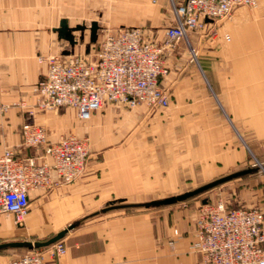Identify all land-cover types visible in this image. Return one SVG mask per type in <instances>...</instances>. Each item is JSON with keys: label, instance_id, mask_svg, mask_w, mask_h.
<instances>
[{"label": "crops", "instance_id": "1", "mask_svg": "<svg viewBox=\"0 0 264 264\" xmlns=\"http://www.w3.org/2000/svg\"><path fill=\"white\" fill-rule=\"evenodd\" d=\"M167 1L157 0L145 17L159 40L174 18ZM74 2L0 0V101L9 105L0 116V154L20 144L26 121L46 126L53 140L65 133L92 140L86 173L54 192H37L36 200L31 194V206L54 205L69 221L102 201L172 195L190 178L208 182L264 156V0L254 10L236 8L222 26L229 41L195 32L191 45L180 40L166 52L168 107L107 104L89 120L73 107L37 106L47 72L39 56L68 47L53 28L70 17ZM197 214L189 207L115 213L70 231L66 255L53 258L49 248L42 253L46 264H205L191 248ZM8 260L0 255V264Z\"/></svg>", "mask_w": 264, "mask_h": 264}, {"label": "built area", "instance_id": "2", "mask_svg": "<svg viewBox=\"0 0 264 264\" xmlns=\"http://www.w3.org/2000/svg\"><path fill=\"white\" fill-rule=\"evenodd\" d=\"M258 1L169 0L174 18L165 27L163 40L142 26H119L101 29L90 53L82 45L72 54L41 56L47 72L38 85L37 106L44 111L73 107L82 120L107 104L166 108L170 105L169 91L162 84L168 73L166 52L180 40L190 45L191 33L202 35L237 7ZM8 109L0 101V116ZM20 133V144L0 154V214L13 215L16 224L29 213L33 191L45 193L75 182L86 173L91 154L88 139L67 133L53 140L49 129L35 121L24 122ZM26 148L35 152L27 155ZM230 204L220 198L201 206L192 248L202 253L205 264H264V202L250 207ZM49 249L53 258L68 251L64 239ZM8 264H46V259L42 251L28 250Z\"/></svg>", "mask_w": 264, "mask_h": 264}, {"label": "rangeland", "instance_id": "3", "mask_svg": "<svg viewBox=\"0 0 264 264\" xmlns=\"http://www.w3.org/2000/svg\"><path fill=\"white\" fill-rule=\"evenodd\" d=\"M74 3H75V7L68 9L70 17L66 16L70 19L72 25H76L78 23H84V22L89 24L93 20H98L103 27L102 29L104 28L115 29L119 27L120 24L122 23H124L125 25H137V26L145 27L146 29H151L150 27L151 25L149 23H146L145 17L152 15L153 13L152 5L159 4L158 2H155L153 0H139V1L127 0V2L126 1L122 2V0H75ZM122 3L127 5L126 6L124 5L122 7L121 6ZM167 5L169 7V11H171V14H173L169 1H167ZM258 5H259V1L258 4L255 6L245 5V6H239L237 8L238 9L244 8L247 9L248 11L249 9L250 10L256 9ZM235 10L229 17L217 20L216 23L212 26V29L210 31L206 30L203 33L204 35L203 37L206 39L223 37L225 40L229 41L230 39L229 40L226 39L224 35L228 34L230 31L224 29L222 26L224 25L225 22L232 21ZM41 56L44 55H40L39 59ZM77 136L88 139L92 147V140L90 136L88 135H83V136L77 135ZM256 163H258V165L261 167L259 171L220 184L217 187L196 197L172 205L155 207L150 209H130L129 211L136 212L142 210H158V209L172 208V207H179V208L189 207L193 211H199L201 206H203L204 204L203 202L204 199L207 198L208 200L210 199L211 201L214 202L215 200L218 199L219 195L224 199H229L233 206H236V204L239 203L241 206L244 207L259 205L264 202V169H262V167L264 166V156H260L258 157V159H255L251 165H254ZM204 183H206V181L197 178H193V179L190 178L186 182H182L181 187L178 189L176 193L173 194L194 189ZM54 191L55 190L48 191L45 193H51ZM37 192L39 191L32 192L33 200L37 199L35 195ZM168 195L171 194L166 195V193H150V194H142V195H132V197H125V198H127L130 201H144V200H150L153 198H159ZM107 201L108 200L102 201L96 207L88 209L84 214L79 215L78 217H73V219H70L69 221L66 220V217L57 215L56 207H54V205H49V204H47V206L44 207L45 209H42V205L39 204H37V206L36 205L31 206L29 213L25 216L21 224H16L14 216L11 214H7V213L0 214V241L17 239V238L31 239V240L48 238L54 235L59 230L67 227L69 223L73 222L74 220L82 217L83 215L95 209L100 208ZM124 211H128V210H117L94 217L90 220L85 221L79 227L83 225H87L89 223L96 222L105 216L119 212H124ZM47 248L49 247L38 250L42 251L43 249H47ZM27 251L28 249L26 248L10 249V250L1 251L0 255H9V260H11L13 257H16L17 255H20Z\"/></svg>", "mask_w": 264, "mask_h": 264}, {"label": "water", "instance_id": "4", "mask_svg": "<svg viewBox=\"0 0 264 264\" xmlns=\"http://www.w3.org/2000/svg\"><path fill=\"white\" fill-rule=\"evenodd\" d=\"M210 19H207L209 21ZM102 25L98 20H93L89 24L78 23L72 25L68 17H63L57 27L53 28V31L57 33L58 39L66 41L68 48L63 51V54L68 55L75 52L76 47L85 46V52L90 53L91 46L96 44L99 39V32L102 29ZM88 37V38H87ZM261 167L258 163L237 169L228 174L208 181L194 189L186 190L181 193L172 194L164 197L153 198L144 201H130L125 197L115 198L105 202L100 208L95 209L82 217L69 223V225L54 235L45 239H9L0 241V252L10 249L26 248L28 250H36L49 247L59 240H62L71 231L79 227L82 223L90 220L94 217L117 211V210H130V209H150L155 207H162L172 205L181 201L188 200L190 198L201 195L220 184L228 182L230 180L243 177L259 171ZM264 169V166L262 167ZM204 203L208 202V199L203 200Z\"/></svg>", "mask_w": 264, "mask_h": 264}, {"label": "trees", "instance_id": "5", "mask_svg": "<svg viewBox=\"0 0 264 264\" xmlns=\"http://www.w3.org/2000/svg\"><path fill=\"white\" fill-rule=\"evenodd\" d=\"M211 200L209 199L208 200V202H210ZM236 206H239V204L238 205H236ZM230 207H235V206H233L232 204H230ZM129 211V210H128Z\"/></svg>", "mask_w": 264, "mask_h": 264}]
</instances>
